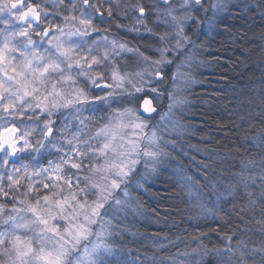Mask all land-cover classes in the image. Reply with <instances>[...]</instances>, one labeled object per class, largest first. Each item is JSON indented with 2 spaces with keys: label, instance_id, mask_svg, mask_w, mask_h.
Segmentation results:
<instances>
[{
  "label": "snow or ice",
  "instance_id": "obj_1",
  "mask_svg": "<svg viewBox=\"0 0 264 264\" xmlns=\"http://www.w3.org/2000/svg\"><path fill=\"white\" fill-rule=\"evenodd\" d=\"M229 3L230 0H152L146 4L144 0H125L122 11L131 22L130 31L142 29L155 38V47L150 49L153 55H146L140 47L109 40L106 34L95 38L94 34L101 32L100 25L107 22L105 14L112 18L120 3L0 0L3 264H137L139 256L130 258L121 243L122 236L130 231L125 223L128 216L143 214L132 192L144 187V173L156 172L163 158L170 155L166 146L176 143L165 141L159 134L161 129L150 124L153 117L143 113H156L157 108L137 94L147 90L162 96L164 91L153 85H163L166 79L174 82L177 76L190 81L196 57L185 53L189 46L196 49V40L190 34L192 26L202 22L201 12L207 16L211 11L215 16L226 11ZM160 27L165 31H157ZM261 35L264 38V33ZM126 53L133 54L128 57L135 65L132 70L120 66ZM172 53L184 56L188 71L180 72L182 65H177L178 71L168 75L167 69L177 58ZM92 89H100L103 95L94 94ZM167 99L168 111L160 113V120L171 122L173 110L187 101L175 91H167ZM258 107L259 111L250 114V122L261 124L255 139L256 147L264 150V93ZM84 111L93 115L105 112L106 116H97L93 123L82 116ZM72 120H78L82 127L70 132ZM29 122L33 127H26ZM182 130L179 121L172 123L177 136ZM52 152L58 154V160H48L46 167H37V158ZM21 153H30L31 161L36 163L17 166ZM254 164L253 160L243 161L239 173L233 174V182L222 185L223 176L213 179L211 163H203L207 181L203 188L207 189L208 202L197 195L194 207L198 211L196 217L190 218L215 216L216 201L225 198L224 193L232 196L241 186L245 190L260 187L264 199V158L256 175L252 171ZM186 180L197 183L192 176ZM213 195L216 201L211 200ZM257 223L264 232V219ZM193 239L200 241L191 253L198 259L181 260L179 257L189 253L179 251L160 255L166 251L165 241L175 244L165 236L154 242L149 264H264V243L249 249L241 241L239 247L233 248V237L227 236L223 247L209 248L200 237Z\"/></svg>",
  "mask_w": 264,
  "mask_h": 264
},
{
  "label": "trees",
  "instance_id": "obj_2",
  "mask_svg": "<svg viewBox=\"0 0 264 264\" xmlns=\"http://www.w3.org/2000/svg\"><path fill=\"white\" fill-rule=\"evenodd\" d=\"M144 2L150 4L152 0ZM111 3H120L121 7L114 9L112 18L105 16L107 22L100 25L98 39L106 34L111 40L127 41L130 47H140L146 55H153L150 49L155 47V38L143 33L142 29L140 32L130 31L131 22L122 11L125 0H111ZM236 4L240 7H235ZM200 17L202 22L192 26L190 33L196 40V49L193 51L189 46L185 53L196 57L191 80L177 76L174 82L166 79L163 85H153L164 91L162 96L147 90L137 94L151 100L158 110L150 124L161 129L159 134L165 141H176L175 146H166L170 155L163 158L157 171L151 175L144 173L146 179L141 181L144 187H137L132 192L141 203L143 214L128 216L125 223L130 231L122 236L121 243L130 258L139 256L137 264H149L154 242L157 239L162 241L165 236L174 240L175 244L165 241L166 251L159 254L187 252V257L179 259L189 262L198 259L191 254L200 242L194 237H200L209 248L223 247L227 236L233 237V248L239 247L238 242L241 241L249 249L264 243V232L259 230L261 226L257 223L264 219V199L258 186H250L246 190L241 186L232 196L224 193L225 198L219 201L213 195L211 200L216 201L215 216L190 218L196 217L198 211L194 207L197 195L203 202H208L207 189L203 188L207 183L203 163H211L215 174L209 172V175H213V179L220 180L223 176L220 180L222 185L233 182V174L239 173L245 160L255 162L253 175L260 170L264 150L256 147L255 138L259 135L261 124L250 122V114L259 111L260 96L264 93V64L261 63L264 59V38L261 35L264 33V0H230L226 11L215 16L211 11L207 16L201 12ZM116 24L123 27L117 28ZM149 27H152L151 23ZM157 31L165 29L160 27ZM132 55L129 53L121 61L122 68L132 70L135 65L128 59ZM171 55L177 58L167 69L169 76L178 71L177 65H182L180 72L189 70L184 56ZM127 61H130L128 67L125 65ZM167 91L181 94L187 103L173 110L171 122L166 119L164 123H159L160 113L166 111L169 104ZM143 99L139 101L141 106ZM82 116L91 119L92 114L84 111ZM176 121L183 126L179 136L172 131V123ZM73 125L75 129L82 127L78 120H73ZM21 159L26 164L36 163L31 161L30 153ZM37 159V167L46 166L48 160L55 162L58 154L52 152ZM187 176L194 177L197 183L188 182ZM256 183L259 185V180ZM250 200H255V203L251 204ZM240 208L244 211L240 212ZM201 233L207 235L201 236Z\"/></svg>",
  "mask_w": 264,
  "mask_h": 264
},
{
  "label": "rangeland",
  "instance_id": "obj_3",
  "mask_svg": "<svg viewBox=\"0 0 264 264\" xmlns=\"http://www.w3.org/2000/svg\"><path fill=\"white\" fill-rule=\"evenodd\" d=\"M42 2H43V0H42ZM108 5H107V3L105 4V8L107 7ZM105 16H107L106 14H105ZM99 21V18H97V21L96 22H98ZM94 36H95V38H97L98 39V36L99 35H96V34H94ZM109 40H111V39H109ZM129 55V53H126L125 54V58H126V56H128ZM130 64V61L128 62H126L125 63V65L128 67V65ZM93 91V93L94 94H100V95H103V92L101 91V90H96V89H93L92 90ZM170 102V101H169ZM142 106H143V104H142ZM142 106H141V109H143L142 108ZM168 111V109H166V111H164V112H167ZM97 116H99V117H104V116H106V113L105 112H98V113H96V114H92V116H91V120L93 121V123H96V117ZM164 123V121H159V123ZM159 123H157V124H159ZM26 127H33V125H32V123L31 122H29L27 125H26ZM76 129H75V126L73 125V120L71 121V125H70V128H69V131L71 132H73V131H75ZM27 153H21V154H19V158H18V160H17V162H16V165L17 166H19L21 163H25L21 158L23 157V156H25ZM58 160V159H57ZM56 160V161H57ZM55 161V162H56ZM54 162V161H53ZM26 164V163H25ZM47 166V165H46ZM46 166H43V167H46ZM6 259V258H5ZM0 264H3V261H0Z\"/></svg>",
  "mask_w": 264,
  "mask_h": 264
},
{
  "label": "water",
  "instance_id": "obj_4",
  "mask_svg": "<svg viewBox=\"0 0 264 264\" xmlns=\"http://www.w3.org/2000/svg\"><path fill=\"white\" fill-rule=\"evenodd\" d=\"M96 90H100V89H96ZM152 106H154V104H153V102H152ZM155 107V106H154ZM143 111V109H141V112ZM157 114H158V110H157V112L156 113H143V115L145 116V117H147V116H152L153 118L154 117H156L157 116ZM17 160V159H16Z\"/></svg>",
  "mask_w": 264,
  "mask_h": 264
},
{
  "label": "flooded vegetation",
  "instance_id": "obj_5",
  "mask_svg": "<svg viewBox=\"0 0 264 264\" xmlns=\"http://www.w3.org/2000/svg\"><path fill=\"white\" fill-rule=\"evenodd\" d=\"M42 3H43V2H42ZM50 18H51V17H50ZM97 18H98V17H97ZM56 22L59 23V22H60V19H59V18H56ZM17 160H18V159H17ZM17 160H16V161H17Z\"/></svg>",
  "mask_w": 264,
  "mask_h": 264
}]
</instances>
